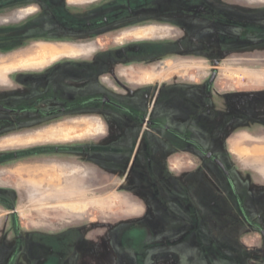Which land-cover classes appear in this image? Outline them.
Wrapping results in <instances>:
<instances>
[{
	"label": "rangeland",
	"instance_id": "obj_1",
	"mask_svg": "<svg viewBox=\"0 0 264 264\" xmlns=\"http://www.w3.org/2000/svg\"><path fill=\"white\" fill-rule=\"evenodd\" d=\"M39 1L26 0L25 4H6L7 0H0V87L9 82V77L16 76L17 70L42 68L60 58L79 56L87 58L90 54L89 49L83 46H73L75 44L91 42L94 46L103 49L117 46V43L122 40L121 37L125 38L124 41L135 40L136 45L145 47V56L150 53L146 51L151 50L155 51L156 57L155 60L147 63L127 64L119 70L122 90H118L117 93L124 97L126 104L130 105L141 118H151L152 121L166 124L182 134L191 129V124L196 125L198 140L205 146L206 151L214 154L226 164L242 199L245 198V173L251 172L256 176L255 178H258V172L264 179V137L252 138L245 134L238 135L230 142L231 154L229 153V142H225L229 135L225 128L228 122L221 123L219 127L221 134L212 133L219 119L225 116L241 115L240 109L248 107L249 103L252 104L254 119L264 118V98L259 94L261 91H257L264 87V0H253L250 10L246 11L245 15H236L237 26L235 31L231 30L232 36L224 37L227 31L219 26L220 53L216 54L168 52L164 48L168 41L179 42L182 39L178 35L179 28L187 21L180 16L178 10L181 0H42V5ZM12 2L17 1L12 0ZM65 5L76 14L75 21H87L91 18V14L96 12L99 16H105L122 11L129 15L125 23L129 26L114 35H110L111 33L101 35L98 40L92 39L88 42L86 39H77L81 36L80 32L75 31L79 35H74V31L70 32L62 28L53 14L56 8L65 7ZM170 10H172L171 13ZM60 22L66 25L61 20ZM239 25L247 27L244 30ZM168 26L175 30H170L171 35L166 29V27L169 28ZM213 28L207 25L203 27L205 37L211 35L208 32ZM52 49L53 53L50 52ZM162 50L165 51L162 52ZM213 74H217V79L214 87L209 89L208 82ZM249 80L255 82V85L247 84ZM245 95H253V97L248 98V101L246 100L241 105L236 104L235 107L228 104L233 96L242 99ZM194 118L196 122L193 121ZM108 119L114 125L111 131L107 129V125L111 123L106 122L99 115H93L79 118L71 124H56L43 128L39 132L22 134L26 136L17 134L18 136L3 138L0 140V155L6 156L11 151L38 153L40 149L55 150L58 147L62 152L46 154L43 157L65 160L69 158V154L63 151L72 144L95 146L105 143L112 146L115 143L120 145L135 141L136 146L138 144L142 146L149 142L151 146L157 147L156 151L154 150L155 154H144V156H152L156 162L157 180L150 182L155 184V196L149 197L147 192H143L146 197L136 198L131 195L129 190L132 187L128 184L133 179L129 176L133 161L122 165L123 170L117 165L106 171L107 173L93 166L91 180L87 179L92 184L89 190L78 189L77 182L66 190L60 188V185L44 188L42 183L35 184L36 194L33 195V202L38 201L39 211L46 204H54L52 209H43L46 214H42L41 211H31L30 200L26 202L23 194L20 195L22 200L18 204L19 209L24 210L29 206L28 211L20 213L22 217L18 218L24 226L35 230L34 227L39 223H35L36 221L59 220L57 226L76 224V228H80L92 222L93 233L100 227H108L109 235L115 236L121 228H125L120 221L140 219L143 225L149 227L153 243L146 252L148 254L147 264H166L163 256L169 251L166 242L179 240L178 237H181L184 232L191 231L189 228L186 229L182 223L184 219L187 218L190 221L191 218L186 216L182 209V212L176 209L178 211L176 213L170 210L176 208L173 203L184 204L186 198L181 196L180 188L193 186L189 188L193 199L191 196L188 198L193 204L199 203L204 207L203 212L200 210V216L203 219V225L200 228L201 235L221 237L212 238L208 241L211 243L209 245L218 250L221 256H231L237 261L236 264H264L262 236L245 222L224 175L208 162L206 157L198 152L193 154L187 149L180 152L181 149L172 148L174 146L172 141L175 139L163 130L144 131L142 127L130 133L126 129V126L130 124L128 119L118 120L115 117H108ZM177 151L181 154L168 155V153L171 155L172 152L177 153ZM99 155L105 156L104 154H93L92 156L98 157ZM107 158L108 161H114V158L119 160L120 157L109 154ZM82 168H87V166L82 164ZM65 173H68V169H60L59 174L65 175ZM6 181L8 185L14 186L15 184L11 177H7ZM163 182H167L170 189L172 187L174 195L168 196L164 192L161 186ZM212 189L218 190L219 194L216 191L206 193ZM17 191L20 192L18 185ZM65 193L68 196H64ZM253 193L257 197L260 191L255 188ZM145 205L148 206L147 210L138 216L137 214L142 210L140 207L144 208ZM184 207L189 209L190 204ZM51 210L69 211L76 214L68 216L60 212L61 218L59 219L55 213H49ZM257 212L255 215L258 214ZM64 216L69 218V223L64 221ZM213 217L220 219V228L211 227ZM260 220H264V215ZM31 230L25 229L24 232L27 231L26 233L29 234ZM140 234L141 237L145 235ZM13 235L9 229L0 230V243ZM190 235L195 237L197 234L193 232ZM205 242L200 240L198 245L197 242H190L172 248L170 256L176 253L190 257L197 252L199 244ZM9 246L0 244V264H6L7 257L10 256L12 249H9ZM199 247L201 249V245ZM27 248L31 253L33 248H30V245H27ZM93 248L99 249L95 246ZM108 248L109 260L112 263L117 257L116 251L122 255L117 257V264H131L133 261V257L126 254L128 252L120 245ZM112 248L115 253L110 251ZM94 249L93 252H96ZM204 250L200 251L204 253ZM92 257H94L93 254ZM174 258L177 259V257ZM188 259H177L175 263L191 264L187 261ZM224 263L232 264V260H224Z\"/></svg>",
	"mask_w": 264,
	"mask_h": 264
},
{
	"label": "flooded vegetation",
	"instance_id": "obj_2",
	"mask_svg": "<svg viewBox=\"0 0 264 264\" xmlns=\"http://www.w3.org/2000/svg\"><path fill=\"white\" fill-rule=\"evenodd\" d=\"M7 1L6 4L26 3V0H13L17 1L14 3L12 0ZM39 2L40 5L43 4L42 0ZM252 4L253 0H181L178 10L180 11V16L187 21L184 26H180L179 28L178 35L182 39L179 42L170 40L164 48H166L168 52L220 53V45L218 42L221 39V34H218L219 26H222V28L227 31L224 37L232 36L231 30L235 31L237 26L235 21L236 15H245V12L250 10V5ZM66 5H68V3H66ZM66 5L65 7L56 8L53 14L57 18L56 21L59 20L57 23L62 26V28L68 29L70 32L74 31V35H79L78 32H80L81 36L77 37V39H86L88 42L92 39L98 40L101 35L108 33L114 35L118 33L119 30L129 26L125 24L129 15L126 13L124 14L122 11L105 16H99L96 12L92 13L91 18L87 21H75L76 14L69 10ZM171 11L172 10L169 12L171 13ZM60 20L66 25L61 24ZM205 25L214 27L208 32L209 34L211 33L210 36L205 37V32L203 30ZM168 27L169 28L166 27V29L169 30V33L170 30L175 31L171 26ZM239 27L245 30L247 26L239 25ZM169 35H171V33ZM120 39L122 40L117 43V46H110L103 49L94 46L91 42L73 45L83 46L89 49L90 54L87 58H81V56L75 58H60L42 68L17 70V75L9 77V82L4 83L3 87H0V140L18 135L26 136L22 134L39 132L43 128H48L56 124H71L79 118L91 117L93 115L101 116V118L108 123H111L108 117H115L118 120L126 118L130 121V124L126 126L127 131L130 133L136 132L142 127H144V131L148 129L163 130L175 139L172 141V145H174L172 148L176 147L179 150L181 149L180 152L185 149L191 151L193 154L198 152L203 157H206L207 161L212 163L217 170L221 171L230 186V191L236 200L239 211L242 212L245 218V222L260 233L264 240V220H260L264 215V189H262L264 188V179L259 175L258 178H255L256 176L251 172L245 173V198L242 199L237 190L236 182L232 178L226 164L214 154L206 151L205 146L198 140V132L196 131L198 128L196 125L194 126V124H191V129L186 130L184 134H182L168 127L166 124L152 121L151 118H141L136 114L135 110L130 105L126 104L124 97L117 93L118 90H122L118 73L119 70L127 64L137 65L150 62L153 59L155 60V51L148 50L146 52L150 53L145 56V47L143 48V46L136 45L134 43L135 40L130 39L124 41V37ZM248 45L252 47L251 44ZM233 48H235L234 45ZM225 50L229 52L227 49H224V51ZM163 51L165 50H162V52ZM213 76L214 74L208 82L209 89L214 87L217 79L216 74V77L212 81ZM250 97L252 98L253 95H245L242 99L233 96L228 104L235 107L236 104L241 105V103H245ZM251 106L252 104L249 103L248 107L243 110L240 109L242 113L239 116H227L228 118L225 116L219 119L220 121L217 123V126L213 128L212 133L216 135L221 134L219 127L222 122L223 124L228 122L225 127L229 132L225 140L226 143L229 137H232L240 130H246L252 133H263L264 118L262 117L259 120H255L252 116ZM232 114L234 115V113ZM195 120L196 118H194L193 121L196 122ZM112 127H114L112 123L107 125V129L110 131ZM82 145L83 144H72L64 150L63 152L69 154V158H65V160L71 163H75V161L79 160L83 165L85 164L91 168L94 166L95 169L105 173H107L106 171L109 169L117 167V165L123 170L122 165L130 164L133 161L131 164V174H129L133 179L132 182L128 184L132 187L131 190H129L131 195L136 198L141 196L146 197L143 192H147L149 197L155 196V184H151L150 182H155L157 180L156 162L152 156H144V154H155L156 146H151L149 142L142 146L139 144L136 146L135 141H129L125 144L121 143L120 145L115 143L112 146L105 143L95 146L87 144ZM98 148H100V150H98ZM140 149H142V151ZM54 152L60 153L62 151L60 148L56 147L55 150L40 149L38 153L15 152L11 157L24 160H37L42 164L55 159L43 157V155ZM34 154L35 156H33ZM93 154H104L105 156L99 155L98 157H93ZM109 154L119 156L120 158H118L119 160L114 158V161H108L107 155ZM179 154H181L179 151H177V153L172 152L171 155L168 153L169 156H176ZM10 155L11 154H7L6 156ZM229 157L232 158L231 155H229ZM195 160L197 161L196 158ZM124 161L127 162L125 163ZM124 183H126V181H124ZM147 183L149 185H147ZM161 184L165 190L164 192H166L168 196L174 195L172 187L170 189L167 182ZM146 185L148 186L147 189L144 188ZM190 187L193 188V186H182L180 188L181 196L186 198L184 204L181 202L180 204L173 203L176 208H172L170 211L176 213L182 209L185 215L191 218L190 221L189 219L187 220V218L184 219L185 221L183 220L182 223L186 229L189 228L191 231L184 232L181 237H178L179 240L175 239L173 242L171 240L166 242L167 248L169 249V251L163 255L166 264H176L175 262L177 259L184 260V258H186V254L182 256V254H174L173 252V256L171 257L170 252L172 248L182 246L185 243H193V241L194 243L197 242L196 244L198 245V241L200 240L207 242L199 244V246L201 245V249L198 246V250L195 252V254L198 255V258H195L196 260H187L190 261L191 264H227L224 263V260H232V264H234L237 262L235 259L231 258V256H221L218 250H215V248L209 245L211 243L208 241L212 240V238H203V235H201L200 226L202 218L200 216V210H202L203 207L200 206L199 203L196 205L193 204V202H191L192 200L188 198V196L192 198V194L189 191ZM255 188L260 191L257 197H255L253 193ZM212 191H216L219 194V191L214 189L206 193L209 194ZM197 192L198 189L196 194ZM3 196L2 192H0V204L11 209L13 214H15V206ZM201 196L203 197V193ZM202 197L199 199L201 200ZM188 203L190 204V208L185 209L184 206ZM147 207L146 205L144 206L145 211ZM176 209L179 210L177 211ZM256 212L258 214L255 215ZM142 223V221L138 222L136 220L133 223H123V227L125 228H121L122 231H120V237L122 239L121 247L128 252L126 254L133 257L131 264H147L146 261L148 259H146V257L148 254L146 252L151 248V244H153L151 242L149 227ZM193 232L197 234L195 237L190 235ZM20 233V223L19 220L16 219L12 229V234H14V247L11 250L10 258L7 260L6 264H14L21 250V246L22 248L26 247L25 249L29 251L25 243L30 245V248H33L31 253H33L32 251H34V249L39 250L38 254L40 259L37 261V264H60L59 259L67 256L74 248L73 245L68 243L70 240L69 238L60 241L52 235L41 232L35 237H30L33 234L29 233L27 234L29 236L23 239ZM140 233L145 235L141 237ZM205 246L211 248H205ZM203 249H205L204 253L200 251ZM207 250L210 251L207 252ZM111 251L115 253L114 249ZM29 253L28 255H30ZM116 256L120 257L122 255L116 251ZM117 257L114 259V263L111 261L109 263L117 264ZM174 257H177V259Z\"/></svg>",
	"mask_w": 264,
	"mask_h": 264
},
{
	"label": "crops",
	"instance_id": "obj_3",
	"mask_svg": "<svg viewBox=\"0 0 264 264\" xmlns=\"http://www.w3.org/2000/svg\"><path fill=\"white\" fill-rule=\"evenodd\" d=\"M53 47L54 45L52 46V48ZM50 52L53 53L54 52L53 49ZM248 82L249 83L247 84L255 85V82H252L250 80ZM257 91H261L259 94L263 95L262 97L264 98V87L262 90H257ZM245 93H250V92H245ZM240 134H245L252 138L264 137V132L263 133H252L246 130L237 131L232 137H229L228 139L229 153H231L230 142ZM243 147H246V146H243ZM13 153H15V151L9 152V154H11L10 156L0 155V192H2V194L4 195L3 197L5 199H7L12 205L15 206V209H14L15 214H13L11 209H8L5 206L0 204V230L9 229L11 230V233H12L14 221L22 217L20 213L28 211L29 206H27L26 209L24 210H22L21 208L19 209L18 207L20 200H22L20 198V195L22 194H23V199L26 200V202H29L30 200L31 202L30 206L32 207L31 211L33 210L39 211L40 207H38V204H39L38 201L33 202L34 201L33 195L34 193L36 194L35 184L42 183L44 188H50L54 185L56 186L60 185V188L64 190L70 188L71 185L73 186V183H76V182L78 183V189L80 190L81 189L89 190V187L92 185L91 181L88 182L89 179L91 180L92 168L88 166L87 168H82V163L79 161H75V163H71L68 160L53 159L51 161H47L41 164V162L37 160H24V159L13 158L11 157ZM60 169H64V170L68 169V173H65V175L59 174ZM81 171L83 172V174ZM257 174L259 175L258 172ZM5 176L11 177L13 182H15L14 184L15 187L8 185L6 181L7 177L5 179ZM52 180H53V183H51ZM17 185L20 186V192L17 191ZM64 196H68V195H66L65 193ZM53 206L54 204H46L43 206V209H52L51 207ZM218 206H219V203L217 201V210L219 208ZM140 208H142V210H140V212L137 214L138 216L140 214L145 213V209L143 207H140ZM43 209L40 211L43 212L42 214H46ZM51 212L55 213V216L59 217V219L61 218L59 214L60 212H63L64 214L68 216L70 214L72 215L76 214V213H72L69 211H57V210H51L49 213ZM201 212H203V210ZM44 217H48V216H44ZM63 219L65 222H68V223L70 222L68 221L69 218L67 216H64ZM135 220L138 222H141L140 219H133L130 221L122 220L120 221V223L122 224L123 223H133L135 222ZM219 220L214 218L213 222H211V227L214 228V226H216L217 228H220ZM59 222H60L59 220L52 221V222L39 220L35 222L38 224L36 227H34L36 229L31 230V228H29L28 226H24L22 222L19 220L20 232H21L20 236L23 239L27 238L29 235H27L26 233L27 231L24 232V230L30 229L31 230L30 233L33 234L30 237H35L37 236L38 233L44 232V234L52 235L53 237L59 239L60 241L63 239L69 238L70 240L68 239L69 240L68 243L70 245H73L74 247L73 251L70 252L67 256L63 257L62 259H59L60 264H92L94 262L96 264H110L109 262L111 260H109V256H108L109 254L108 247L109 246H119V245L122 246V241H121L122 239L120 237L121 235L120 231L122 230H119V233H115L116 235L114 236L113 234L109 235L110 232H108V227H100L98 230H96L93 233L92 226H91L92 222L90 221H89L90 223H88L87 226L85 225L84 227H80V228L79 227L76 228V224L75 225L73 224L72 226L66 225V226L60 227V226H57ZM202 225H203V221L201 223L200 228L202 227ZM214 237L216 236H208V237L203 236V238H208V239H211ZM217 237L221 238L220 236H217ZM5 241L3 240L0 244H4L6 246L10 245L9 249H12L14 247V237L13 236L9 237L8 240L5 239ZM25 244L28 245L27 243ZM93 246L99 247V249L98 250L94 249ZM93 249L96 252H93ZM32 252L33 253H29L30 255H28V250L25 248H22L21 246V250L18 254V257L15 259L14 264H37V261H39L40 259L39 254H38L39 250L34 249V251ZM92 254L94 255V257H92ZM9 258L10 257L8 256L7 259ZM186 258H189L192 261L195 258H198V255L193 253L190 257L186 256Z\"/></svg>",
	"mask_w": 264,
	"mask_h": 264
},
{
	"label": "water",
	"instance_id": "obj_4",
	"mask_svg": "<svg viewBox=\"0 0 264 264\" xmlns=\"http://www.w3.org/2000/svg\"><path fill=\"white\" fill-rule=\"evenodd\" d=\"M216 77V74H214L213 78H212V81L214 80V78Z\"/></svg>",
	"mask_w": 264,
	"mask_h": 264
},
{
	"label": "bare ground",
	"instance_id": "obj_5",
	"mask_svg": "<svg viewBox=\"0 0 264 264\" xmlns=\"http://www.w3.org/2000/svg\"><path fill=\"white\" fill-rule=\"evenodd\" d=\"M37 139V138H36ZM34 140V139H33Z\"/></svg>",
	"mask_w": 264,
	"mask_h": 264
}]
</instances>
